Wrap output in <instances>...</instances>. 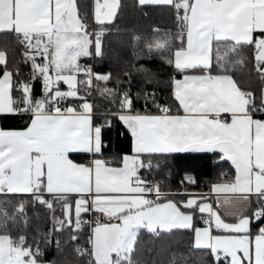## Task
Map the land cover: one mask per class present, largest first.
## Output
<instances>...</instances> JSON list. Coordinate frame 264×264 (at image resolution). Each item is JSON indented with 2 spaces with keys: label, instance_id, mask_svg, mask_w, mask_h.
<instances>
[{
  "label": "snow or ice",
  "instance_id": "snow-or-ice-1",
  "mask_svg": "<svg viewBox=\"0 0 264 264\" xmlns=\"http://www.w3.org/2000/svg\"><path fill=\"white\" fill-rule=\"evenodd\" d=\"M138 3L174 10L180 29L176 39L181 46L166 62L184 74L183 79L173 81V96L184 114H172L170 107L157 104L155 93L147 92L145 105L151 97L158 114H133L130 87L122 89V82L117 80L115 88H98L102 98L118 105L115 112L104 113L105 117L119 119L133 140V154L123 155L121 166L114 167L113 161L102 158L75 163L69 153L99 157L106 147L103 131L113 126L112 120L93 123V104L86 96H79L78 85L86 89L93 81L106 85L113 76L110 72L94 73L79 61L103 56L104 25L114 20L120 0H96L94 20L99 27L91 32L86 16L79 14L76 0H0V32L16 35L24 46L23 63L31 65L30 79L15 81L13 77L20 70H9L6 52L0 50V115L29 118L23 130L0 129V195L31 197L30 201L20 200L12 216L0 206V217L15 220L28 203L54 210V201L45 199V195H52L62 206L64 219L57 221L61 229L67 226L74 233L80 232L92 223L83 218L90 212L120 221L96 222L90 238L94 264H139L133 260V253L142 228L155 236L161 231L191 229L195 234L193 248L208 249L216 264H220L221 253L229 264H264V118H259L264 117V91L257 103L256 96L242 90L224 67L241 48L251 47L255 68L264 81V0ZM169 43L164 40L149 44L148 53L168 48ZM213 63L220 69L216 75L211 71ZM196 70L201 74H186ZM135 71L150 70L141 65ZM79 74L85 79L78 80ZM36 79L42 85L39 97L33 95ZM60 82L68 86L67 91L59 89ZM68 97L84 101L79 110L51 107ZM184 152H216L220 160L231 162L235 170L232 179L213 184L210 191L217 197L231 193L223 201L217 199L216 204L233 211L222 215L207 202L206 195L163 192L159 183L140 176L141 169L160 167L159 161L153 165V157ZM185 182L193 184L195 178L186 175L181 183ZM153 193L155 200L148 199ZM175 195L189 198L179 202L169 198ZM162 199L165 202H159ZM197 213L202 219L207 216L203 228L194 226ZM213 227L228 235H213ZM76 251L86 253L80 248ZM39 256V246H26L24 236L13 239L0 235V264H40ZM172 264H176V257ZM181 264H204V260L189 254L181 257Z\"/></svg>",
  "mask_w": 264,
  "mask_h": 264
},
{
  "label": "trees",
  "instance_id": "trees-1",
  "mask_svg": "<svg viewBox=\"0 0 264 264\" xmlns=\"http://www.w3.org/2000/svg\"><path fill=\"white\" fill-rule=\"evenodd\" d=\"M77 8L81 16H86L89 31L98 29L93 17V0H76ZM106 29L103 40V56L81 58V65H89L92 62L95 73H111L113 79L106 85L104 82L93 81V93L90 95L83 85H78L79 96H86L93 104V121L95 124L102 123L105 119L112 120L113 126L103 131V141L106 145L102 149L103 155L94 157L88 153H73L71 158L75 161L89 162L91 157L102 158L113 161V164L120 163L123 153H131L132 137L124 124L113 116L105 117L106 112H115L118 105L111 104L107 98L100 96L99 89L104 87H117L116 81L122 82L120 87H130L133 96L134 112H157L156 106L151 102L145 105L144 93H155L156 102L160 105H167L172 112L179 111L178 102L173 96V81L183 74L178 72L166 61L171 57L172 52L181 46L179 39H176L180 29L177 27L174 10L163 5L141 6L138 0H120V7L117 15L111 23L104 25ZM159 29V32L153 31ZM168 40L169 47L148 53V45L156 41ZM224 45H221L223 49ZM0 50L6 52L8 58V69L19 68L20 73L14 76L15 81H28L30 79L31 65L23 63L24 46L20 44L14 33L0 32ZM94 51V49H93ZM242 59L243 63H235ZM42 62L41 58H37ZM225 64L228 75L237 82L244 90L252 92L259 103V96L264 89V81L259 77L255 68L254 52L251 47H243L239 55L229 58ZM143 65L150 70L147 73H137L136 68ZM212 74L216 75L220 69L215 63L212 66ZM128 73L129 75H125ZM189 73H200L198 70ZM85 79L83 74L78 75V80ZM150 81V83H148ZM33 95L39 97L42 94L41 80L34 82ZM19 96V92L13 93ZM139 94V96H138ZM81 99H73V101ZM70 101V100H69ZM28 116L0 115V126L3 129H17L25 127L28 123ZM160 162V167H153L151 170L158 179L163 192L175 193L188 191L190 193H201L209 189L210 185L219 180H229L233 177V166L229 161L219 159L216 152H184L173 153L167 156L153 157V165ZM145 169L140 170L143 177ZM227 174V175H222ZM195 178V183H181L185 176ZM186 196H170L176 202ZM76 197H70L74 200ZM31 200L28 195H0V206L8 209L9 216L14 214L15 205L20 200ZM45 199H49L45 195ZM54 210H49L45 205L28 203L23 214H16L15 220H5L0 217V235L7 234L13 239L20 236L26 238V246H39L40 262L48 264H93L90 258V247L87 244V237L90 234V224L84 225L80 232H73L71 227L60 225L50 226L51 214L57 220L64 219L62 206L56 202L54 196ZM163 200V199H162ZM7 201L8 203H3ZM90 213L83 218H87ZM200 215L197 213L194 226L201 225ZM193 233L191 229H175L171 233L161 231L159 236L149 233L146 229H140L133 253V260L139 264H172L173 257H176V264H181V257H188L191 254L194 258H203L204 264H216L215 259L208 249L193 248ZM75 234L77 239L71 237ZM86 250L84 255L77 253L75 248ZM220 264H229L223 258Z\"/></svg>",
  "mask_w": 264,
  "mask_h": 264
},
{
  "label": "crops",
  "instance_id": "crops-1",
  "mask_svg": "<svg viewBox=\"0 0 264 264\" xmlns=\"http://www.w3.org/2000/svg\"><path fill=\"white\" fill-rule=\"evenodd\" d=\"M94 2H96V0H93V4H94ZM94 10H93V17H94ZM84 58V57H83ZM81 60V59H80ZM80 62V61H79ZM0 74H2V71H0ZM186 74H188V75H199V74H201V73H186ZM184 75V74H183ZM183 75L181 76V77H179V78H176V79H174V80H180V79H183ZM58 87H59V89L61 90V91H67L68 90V86L65 84V83H63V82H60L59 83V85H58ZM172 89H173V91H174V85H173V87H172ZM263 91H264V89H263ZM69 99H70V101H68L66 104H65V106H64V108L63 109H65V108H67V107H74V108H77V110H79V106L84 102L83 100H77V101H73V99H77V98H72V97H68ZM88 100V99H87ZM88 102H90V103H92L90 100H88ZM178 102V101H177ZM52 107V106H51ZM62 109V110H63ZM133 114H135V113H133ZM141 114H158L157 112H155V113H148V112H142ZM172 114H180V115H183L184 113H183V110L180 108V110L179 111H174V112H172ZM259 118H264V117H259ZM93 123H94V121H93ZM95 124V123H94ZM27 126V125H26ZM25 126V127H26ZM125 126V125H124ZM25 127H22V128H17V129H4V130H23ZM126 127V126H125ZM0 129H3L1 126H0ZM133 149V140L131 141V150ZM73 153H82V152H72V153H69V158L73 161V162H75V163H88V162H80V161H75V160H73L72 158H71V154H73ZM132 155L133 154V152L131 151V153H123L122 155H121V157L123 156V155ZM120 157V158H121ZM93 159H95V158H93V157H91V159H90V161L91 160H93ZM230 162V161H229ZM230 164H231V162H230ZM232 165V164H231ZM111 166H114V167H119V166H121L120 165V163L119 164H116V165H114V164H112ZM233 166V165H232ZM233 170H234V166H233ZM234 172H235V170H234ZM233 176H234V174H233ZM232 179V178H231ZM231 179H229V180H231ZM225 181H227V180H219V181H216V182H214V183H212L211 185H210V187H209V189L207 190V191H205V192H201V193H196V194H201V195H206V196H208V203H211V204H213V207H215V208H218V210L221 212V214L223 215L225 212H228V211H233L234 209H232L231 207H229V206H224V207H219L217 204H216V200L217 199H219L220 201H223L224 200V198L226 197V196H231L232 194L231 193H220L219 194V196L217 197V195L216 194H214V193H211V191H210V189H211V186L213 185V184H216V183H220V182H225ZM48 196H52V195H48ZM148 199H150L149 197H147ZM189 197L188 196H186L185 198H183L182 200H187ZM172 200H174V199H172ZM181 200V201H182ZM175 201V200H174ZM159 202H161V203H163V202H165L164 200H161V201H159ZM181 210L182 211H187V209H184L183 207H181ZM99 214H101V213H99ZM199 214V213H198ZM200 215V214H199ZM101 216H103V220H101L99 223L100 224H116V223H120V221L118 220V219H116V218H109V217H107V216H105V215H103V214H101ZM207 218V216H206V214L204 215V217H203V219H206ZM203 219L201 218V215H200V220H201V222H202V224L201 225H199V226H197L198 228H203L205 225H204V223H203ZM226 219H228V222H233L230 218H227L226 217ZM95 226H96V224L91 228V230H90V235H91V237H92V235H93V229L95 228ZM212 234L213 235H228V233H226V232H224V231H222V230H217V229H215L214 227H213V229H212ZM1 235H4V234H1ZM193 243H195V234L193 233ZM90 258H91V261L93 262V264H94V257H93V255H92V244H90ZM221 258H223L225 261H227L228 263H229V260L228 259H225L224 258V255H223V253H221Z\"/></svg>",
  "mask_w": 264,
  "mask_h": 264
},
{
  "label": "built area",
  "instance_id": "built-area-1",
  "mask_svg": "<svg viewBox=\"0 0 264 264\" xmlns=\"http://www.w3.org/2000/svg\"><path fill=\"white\" fill-rule=\"evenodd\" d=\"M23 54V53H22ZM88 66H90L91 68H92V70H93V72L95 73V70H94V68H93V65H92V62L88 65ZM105 73V72H104ZM87 92L90 94V95H92V93H93V85H92V87L91 88H89V89H87ZM70 99L69 98H64V99H62L59 103H58V105H54V106H52V108L54 109V107H56V106H58V107H60L61 108V110L64 108V106H65V104L69 101ZM90 100V99H89ZM91 101V100H90ZM142 178H144V179H146L147 181H149L150 183H158V179L156 178V176H155V174L152 172V170L151 169H147V168H145V173H144V175H143V177ZM150 199H153V200H155V194L153 193V194H150L149 196H148ZM52 198V196H49V200H52L51 199ZM85 220H88V221H91L92 223H90V229L96 224V222L98 221V222H100L101 220H103V216H101V214H99V213H96V212H90V215L87 217V218H85ZM57 219H55L54 217H53V215L51 214V217H50V226H53V225H55V226H58L59 224H57ZM90 238H91V235L89 234L88 235V237H87V244H88V246L90 247ZM77 249V247L75 248V250Z\"/></svg>",
  "mask_w": 264,
  "mask_h": 264
},
{
  "label": "rangeland",
  "instance_id": "rangeland-1",
  "mask_svg": "<svg viewBox=\"0 0 264 264\" xmlns=\"http://www.w3.org/2000/svg\"><path fill=\"white\" fill-rule=\"evenodd\" d=\"M95 7H96V2H94V4H93V10L95 11ZM40 264H48V263H46V262H40Z\"/></svg>",
  "mask_w": 264,
  "mask_h": 264
}]
</instances>
